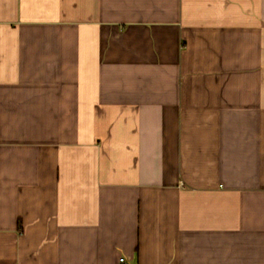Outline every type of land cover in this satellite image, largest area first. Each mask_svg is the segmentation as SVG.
<instances>
[{
    "label": "crops",
    "instance_id": "1",
    "mask_svg": "<svg viewBox=\"0 0 264 264\" xmlns=\"http://www.w3.org/2000/svg\"><path fill=\"white\" fill-rule=\"evenodd\" d=\"M264 264V0H0V264Z\"/></svg>",
    "mask_w": 264,
    "mask_h": 264
},
{
    "label": "built area",
    "instance_id": "2",
    "mask_svg": "<svg viewBox=\"0 0 264 264\" xmlns=\"http://www.w3.org/2000/svg\"><path fill=\"white\" fill-rule=\"evenodd\" d=\"M119 263H120V264H124V259H123V258H120V259H119Z\"/></svg>",
    "mask_w": 264,
    "mask_h": 264
}]
</instances>
